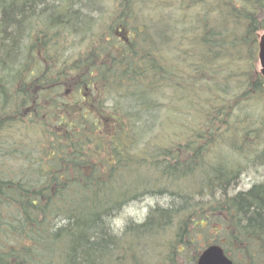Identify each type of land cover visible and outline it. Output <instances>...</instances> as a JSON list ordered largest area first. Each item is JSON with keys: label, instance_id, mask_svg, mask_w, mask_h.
Returning <instances> with one entry per match:
<instances>
[{"label": "trees", "instance_id": "obj_1", "mask_svg": "<svg viewBox=\"0 0 264 264\" xmlns=\"http://www.w3.org/2000/svg\"><path fill=\"white\" fill-rule=\"evenodd\" d=\"M260 31L264 0H0V264H264V178L231 191L264 170Z\"/></svg>", "mask_w": 264, "mask_h": 264}, {"label": "rangeland", "instance_id": "obj_2", "mask_svg": "<svg viewBox=\"0 0 264 264\" xmlns=\"http://www.w3.org/2000/svg\"><path fill=\"white\" fill-rule=\"evenodd\" d=\"M101 2L103 3V5L107 10H110L114 4V0H101ZM262 33L263 31H260L258 35H261ZM256 65L258 70H260L258 58ZM263 178H264L263 169L259 168L258 170H256L254 167H250L242 173L235 190H231V191L234 192L236 190H245L253 182L262 180ZM155 200H157V198L149 197L144 200L133 203L131 202L130 204L126 205L118 214V216L114 219L115 222L114 227L116 228V231H120L123 228L124 224L127 223L128 220H130V218L138 222L142 221L145 217L148 204H153ZM203 243H204L203 241L201 240L199 241V244H203ZM195 249H196L195 245L190 247V250H192L193 252H196ZM163 253H164V248L163 246H161L157 250H155V254L152 258V261L159 260L160 258L161 262L163 263L164 262Z\"/></svg>", "mask_w": 264, "mask_h": 264}, {"label": "water", "instance_id": "obj_3", "mask_svg": "<svg viewBox=\"0 0 264 264\" xmlns=\"http://www.w3.org/2000/svg\"><path fill=\"white\" fill-rule=\"evenodd\" d=\"M259 65L261 73L264 75V33L259 39ZM196 264H233L232 261L225 256L222 248L218 245H211L204 249L198 257Z\"/></svg>", "mask_w": 264, "mask_h": 264}]
</instances>
